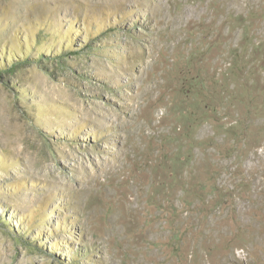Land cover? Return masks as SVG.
Listing matches in <instances>:
<instances>
[{"label":"rangeland","instance_id":"374dc122","mask_svg":"<svg viewBox=\"0 0 264 264\" xmlns=\"http://www.w3.org/2000/svg\"><path fill=\"white\" fill-rule=\"evenodd\" d=\"M0 264H264V0H0Z\"/></svg>","mask_w":264,"mask_h":264}]
</instances>
